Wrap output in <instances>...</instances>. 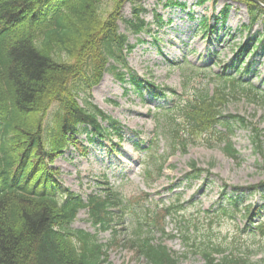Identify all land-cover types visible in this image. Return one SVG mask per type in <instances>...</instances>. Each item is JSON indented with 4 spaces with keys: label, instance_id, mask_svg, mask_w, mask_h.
Segmentation results:
<instances>
[{
    "label": "trees",
    "instance_id": "1",
    "mask_svg": "<svg viewBox=\"0 0 264 264\" xmlns=\"http://www.w3.org/2000/svg\"><path fill=\"white\" fill-rule=\"evenodd\" d=\"M105 1L0 0V264H111L108 251L123 243L117 222L125 218L128 204L121 193L108 187L85 199L80 193L63 188L58 180L61 170L54 165L71 145L87 154V146L78 137L82 127L92 135V140L111 139L112 129L122 139L121 122L91 100L92 89L105 72L112 73L123 85L129 83L139 93L145 86L129 65L128 55L134 45L119 29L121 20L135 34L150 29L141 17L143 0H110L113 8L109 12L103 10ZM230 1L245 4L250 22L244 27L250 32L261 23L264 35V8L251 0ZM259 1L264 4V0ZM127 2L134 4L131 19L122 14ZM231 9V4H227L220 13L223 25ZM202 23L206 29L210 27L207 19ZM262 42L258 35L241 42L236 51L239 65ZM229 67L221 72H207L205 76L212 82V89L187 90L196 72L187 69L183 71L185 93L181 95L174 88L160 89L149 83L153 94L170 93L182 101L161 109L167 123L162 133L171 141L174 151L186 152L189 145L201 141L211 146L220 144L228 156L240 159L232 138L235 125L248 123L244 117L224 114V110L242 100L264 106V88L246 79L247 71L237 67L232 72ZM157 121L160 123L161 118ZM263 131L255 128V141L261 153ZM165 156L157 162L158 175L163 173L169 155ZM191 167L199 174L204 171L195 162ZM232 207V211L222 207L216 217H233L244 210L248 221L255 225L253 234L264 238L263 206L240 209L236 198ZM83 209L95 228L115 232L112 243L105 244L96 234L73 227ZM143 210L135 237L128 242L148 264H179V256L156 239L143 220L155 225L171 215L181 224L187 246L200 253L206 264H264V258H251L258 251H253L252 246L244 247L240 234L231 242L227 237L219 239L213 230L215 217L202 237L198 232L201 220L183 214L181 204L153 213L147 207ZM162 231L169 235L164 227Z\"/></svg>",
    "mask_w": 264,
    "mask_h": 264
},
{
    "label": "rangeland",
    "instance_id": "2",
    "mask_svg": "<svg viewBox=\"0 0 264 264\" xmlns=\"http://www.w3.org/2000/svg\"><path fill=\"white\" fill-rule=\"evenodd\" d=\"M200 1H142L141 17L150 24V29L140 34L133 33L125 21L119 22L120 32L126 34L129 43L134 45L128 61L133 71L144 80V91L139 93L129 83L123 85L112 73L105 72L100 83L93 87L91 100L121 122L123 137L119 139L115 129H112L111 139L92 140V135L82 127L78 137L87 146V154L69 146L54 163L61 170L58 180L63 188H70L85 199L92 192L103 193L110 185L129 200L125 218L117 222L123 243L108 252L111 264H148L135 253L128 241L135 237L136 211L139 212L143 205L159 209L163 204H182L183 214L200 219L198 232L202 237L204 231L209 230V221L215 217L213 230L219 239L227 237V241L231 242L240 234L244 247L253 245L254 250L259 249L253 259L264 257V239H254L251 232L253 226L249 225L244 214L237 213L235 218L216 217L222 207L231 210V200L235 197H239L243 206L264 205V186L252 189L264 181V148L261 153L255 141V128L264 130V106L242 100L225 108L224 114L244 117L248 123L247 126L235 125L233 140L240 159L234 160L225 153L222 145L211 146L201 141L189 145L186 152H175L171 141L162 133L166 121L161 109L182 101L178 95H155L149 91V83H153L160 89L174 88L179 95L185 93L184 69L196 71L187 90L195 87L212 89L213 85L205 75L210 69L221 72L225 66H232V71L237 67L241 71L249 69L246 78L264 88L262 24H256L250 32L244 27L250 22L245 4L226 0H210L201 4ZM228 3L233 7L223 25L219 21L220 13ZM112 8L113 3L106 0L103 10L109 12ZM133 12L134 4L127 2L123 7V17L131 19ZM205 19L210 26L207 29L202 23ZM251 35H258L263 41L262 46L245 55V61L242 60L239 65L236 51L239 44ZM127 88H130L129 91H126ZM81 102L84 104L83 100ZM159 117L161 121L157 123ZM104 125L110 126L108 122ZM262 139L264 147V136ZM164 155H171L168 168L162 177L155 170L154 175L158 178L149 182L147 168L158 167L157 162ZM194 162L197 168L204 170L198 177L195 175L197 171L191 168ZM163 225L166 232L172 235L180 233V223L173 221L172 217L163 220ZM73 227L96 234L105 244L115 239L113 231L99 232L84 209L78 214ZM248 227L246 232L240 231ZM153 234L161 237L168 248L179 256V264H206L204 257L193 252L180 234L164 237L158 228Z\"/></svg>",
    "mask_w": 264,
    "mask_h": 264
},
{
    "label": "water",
    "instance_id": "3",
    "mask_svg": "<svg viewBox=\"0 0 264 264\" xmlns=\"http://www.w3.org/2000/svg\"><path fill=\"white\" fill-rule=\"evenodd\" d=\"M252 1H254V2H256V3L260 4L262 7H264V4H263V3H261L260 1H258V0H252Z\"/></svg>",
    "mask_w": 264,
    "mask_h": 264
}]
</instances>
